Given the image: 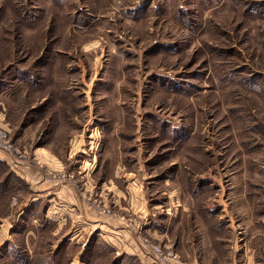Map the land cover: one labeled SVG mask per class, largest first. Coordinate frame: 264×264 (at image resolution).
Returning <instances> with one entry per match:
<instances>
[{
    "label": "rangeland",
    "instance_id": "rangeland-1",
    "mask_svg": "<svg viewBox=\"0 0 264 264\" xmlns=\"http://www.w3.org/2000/svg\"><path fill=\"white\" fill-rule=\"evenodd\" d=\"M0 138V264L264 253V0H0Z\"/></svg>",
    "mask_w": 264,
    "mask_h": 264
},
{
    "label": "crops",
    "instance_id": "crops-1",
    "mask_svg": "<svg viewBox=\"0 0 264 264\" xmlns=\"http://www.w3.org/2000/svg\"><path fill=\"white\" fill-rule=\"evenodd\" d=\"M247 186L249 187L250 185L247 184ZM229 187L227 189L226 197L228 196L227 198L230 199V196H231L230 192H232V188H229ZM235 187H238V186L235 185L234 188ZM240 187L241 186L239 184V190H240ZM245 187H246V185H245ZM251 187H252V185H251ZM203 188L206 189V186H204ZM48 189H51V188H48ZM48 189L45 191V190H41V188H39V192L41 193L40 195L44 194L45 197L54 196L53 198L55 201L52 199H49L48 202L50 203L52 201L53 204L55 203L53 206L52 214H53L54 219L56 221H59V219H60L61 221L71 220L72 222H74L73 218H75V220H76L75 222L80 223L81 225L87 227L88 229H95V228L96 229L97 228L104 229V228L108 227L105 222H104L105 225H101L99 223L103 219L97 218V220H92L93 218L89 217L90 214L88 213V207H86V204L83 203L82 200L79 199V197L76 195V193L71 188H68V187L65 188L64 189L65 193L62 190V188H59L58 190L54 188V190H52V191H48ZM221 189H224V187L223 188L220 187V190ZM46 193H48V194L46 195ZM66 193H68V194L65 195ZM217 193L218 192L215 193V196ZM220 196L221 197H219L220 200H219V204H218V206L220 207V215L221 216H223V215L227 216L230 220V218H232V215L230 213L229 207H232V204H230L231 203L230 201H227L226 199H224L225 197L223 196V194L222 195L220 194ZM45 197H41V198H45ZM243 197L245 198L246 206L248 207V210L250 212V219H251V223H252V228L256 231L258 229L256 227V224L264 223V218L259 219V213H257L256 210L254 211L251 208L252 203H254V199L248 198V193H246V192L240 195V200L243 199ZM138 202H139V207L142 208V204H143L142 200L139 199ZM228 204H230L231 206H228ZM242 206L240 205V206H238V208L240 209V208H242ZM48 212H50V209L47 211V213ZM72 216H74V217H72ZM88 218H91V220H88ZM231 222L232 221L230 220L229 225H231ZM106 229H109V228H106ZM244 230H245V228H244ZM204 231L207 232L206 228L204 229ZM257 232H259V231H257ZM116 233L117 232L111 230L107 236L110 235L111 237L115 238L114 234H116ZM215 239H217L220 244L223 243L221 237L220 238L215 237ZM226 242H228V239H226ZM233 243H234V240H233ZM235 246L240 247L239 251L240 250L241 251L237 255H239L240 260L242 257V260H243L242 264H264V256L262 255L264 253L256 252L251 248H250L249 252H246V250H245V247L247 246L246 240H244L243 243L235 242ZM225 247H227V246H225ZM138 251L141 252V250H138Z\"/></svg>",
    "mask_w": 264,
    "mask_h": 264
},
{
    "label": "built area",
    "instance_id": "built-area-1",
    "mask_svg": "<svg viewBox=\"0 0 264 264\" xmlns=\"http://www.w3.org/2000/svg\"><path fill=\"white\" fill-rule=\"evenodd\" d=\"M1 140V138H0ZM141 252H149L152 256V263L153 264H177V259L175 258V255L169 254V258L163 256L161 258L160 250L159 249H150L147 245L141 244L140 246Z\"/></svg>",
    "mask_w": 264,
    "mask_h": 264
}]
</instances>
